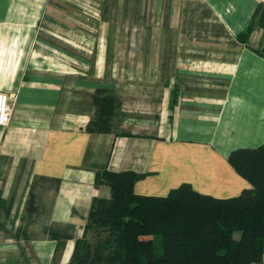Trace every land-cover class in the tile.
Returning a JSON list of instances; mask_svg holds the SVG:
<instances>
[{"label": "crops", "instance_id": "1", "mask_svg": "<svg viewBox=\"0 0 264 264\" xmlns=\"http://www.w3.org/2000/svg\"><path fill=\"white\" fill-rule=\"evenodd\" d=\"M260 4L0 0V264L71 263L106 168L145 174L140 195L253 188L229 155L264 144V28L240 37ZM99 88L120 101L110 133L87 130Z\"/></svg>", "mask_w": 264, "mask_h": 264}, {"label": "trees", "instance_id": "2", "mask_svg": "<svg viewBox=\"0 0 264 264\" xmlns=\"http://www.w3.org/2000/svg\"><path fill=\"white\" fill-rule=\"evenodd\" d=\"M264 28V4L255 10L246 40L255 26ZM96 116L90 132L110 133L120 107L110 90H96ZM122 135L131 136L126 131ZM237 172L253 188L230 198L196 191L184 182L166 196L140 195L135 183L145 174L134 170L98 171L96 182L111 197L95 198L79 250L69 264H259L264 256V144L238 148L229 155ZM236 232H241L239 238ZM95 242L88 240L91 234ZM162 242V253L156 239Z\"/></svg>", "mask_w": 264, "mask_h": 264}, {"label": "built area", "instance_id": "3", "mask_svg": "<svg viewBox=\"0 0 264 264\" xmlns=\"http://www.w3.org/2000/svg\"><path fill=\"white\" fill-rule=\"evenodd\" d=\"M13 113L11 96L6 92L0 91V126H7Z\"/></svg>", "mask_w": 264, "mask_h": 264}, {"label": "rangeland", "instance_id": "4", "mask_svg": "<svg viewBox=\"0 0 264 264\" xmlns=\"http://www.w3.org/2000/svg\"><path fill=\"white\" fill-rule=\"evenodd\" d=\"M174 102L175 101L173 100V102L171 103V108H173L172 106L174 105ZM235 234H236L237 237H240L241 232H236ZM88 240L91 241V242H95L96 238L91 233V234L88 235ZM156 241H157V250H159L158 253L161 254L162 253V242H161L160 238H157ZM259 264H264V256H263V261L261 263H259Z\"/></svg>", "mask_w": 264, "mask_h": 264}]
</instances>
